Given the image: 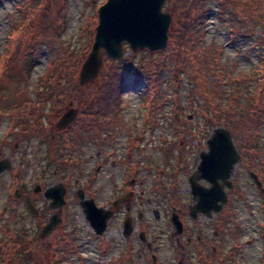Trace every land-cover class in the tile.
<instances>
[{"label":"trees","instance_id":"1","mask_svg":"<svg viewBox=\"0 0 264 264\" xmlns=\"http://www.w3.org/2000/svg\"><path fill=\"white\" fill-rule=\"evenodd\" d=\"M210 1L212 0H167L164 4V11H170L173 15L168 32V43L158 52L140 50L151 57L149 61L151 65L157 63L148 69L146 64L140 61L134 71L137 80H144L147 83L143 98V106L146 110L145 125L158 124L157 115L165 106L160 93L163 71L170 69L172 65H177L180 71H188L192 68L193 74L189 75V78L198 83V88L189 93L188 100L191 101L195 94L205 101L204 107L200 110L201 115L208 117L213 127L224 128L230 132L237 144L241 165L257 176L264 189V168L258 163V160L263 159V153L258 146L261 136L260 127L264 124V60L259 67L261 80L253 92H251L254 87L253 81L258 79L256 76L242 72L233 76L225 64L218 69L219 71L215 69L221 63L222 51L205 47L202 43L211 16ZM217 1L220 4L219 18L227 21L230 26L229 35L232 44L237 43L241 38H250L257 27L261 28L259 33H264V0ZM100 6L95 7L96 12L86 21L78 44L72 47L71 44L61 42L67 26L69 0H20L15 5L18 16L11 17L7 42L0 53V95L4 93L0 100H4L7 96L6 83L13 78L12 72L15 68L19 77L16 91L25 97L21 103L10 102L5 110L0 107V127L3 123L2 119L6 115L9 117L4 140L8 141L16 132H25L28 128L33 130L35 135L46 132L42 118L48 125L52 124L53 113L58 111L59 115L63 116L65 108L71 104V107L77 110L76 118L66 129H58L63 146L59 147L61 157L69 166L74 151L85 141L82 137L85 133H93L90 139H96L105 132L123 129L127 125L123 113V94L127 91L128 85L123 69L124 66L127 70L131 69L134 55L121 60H112L104 56V67L97 80L86 86L79 83L82 65L94 42L95 28L98 24L97 9ZM229 13L230 16L225 19L226 14ZM242 27H248L249 31H244ZM45 51L50 53L47 67L38 81L33 83L32 75L36 63L44 57ZM156 55L158 57L154 58ZM206 67L209 69L205 70ZM225 77H227L226 82L231 85L230 92H224L222 89V80ZM175 81L177 83V80ZM178 90L179 86L176 85L173 91L175 98L178 96ZM236 110H239L240 114H236ZM173 119L177 121L175 116ZM185 121L188 123L186 119ZM35 126H40L41 129L37 130ZM146 130L144 127L140 133L144 134ZM177 133L179 137L186 135ZM163 151L168 155L166 149ZM182 153L183 150L178 161L181 160ZM181 172L191 174L184 168ZM137 176L138 174L127 173L128 179H135ZM172 178L173 184L178 181L177 174H172ZM237 190L240 191L238 187ZM153 191L161 192L166 198H177L175 192L169 193L162 183L155 185ZM259 193L263 197L264 211V194L260 190ZM12 203L14 204L15 201ZM13 207L12 211L8 212L9 222L11 219H17L16 207ZM5 213L6 210H2L0 217L3 218ZM41 216L44 222L48 215L41 213ZM7 237L9 238L6 242L0 239V245H3L0 247L2 250L0 264H4L6 252L16 248L13 236ZM64 242L66 241L58 244V239L54 242L47 264H61V260L69 258L72 254L71 243ZM41 250L38 244L37 256ZM61 251H66L65 256ZM106 252L104 250L103 254Z\"/></svg>","mask_w":264,"mask_h":264},{"label":"rangeland","instance_id":"2","mask_svg":"<svg viewBox=\"0 0 264 264\" xmlns=\"http://www.w3.org/2000/svg\"><path fill=\"white\" fill-rule=\"evenodd\" d=\"M19 1L20 0H1L0 2V53L3 51L7 42V33L9 31L11 17L18 16V11L16 10L15 5ZM106 1L107 0H69L67 26L62 34L61 42L64 44H71L72 47L76 46L80 36H82L86 21L96 12L95 7L100 6ZM209 4L212 7L211 16L206 27V36L202 42L203 45L208 48H215L216 50L221 49V63L215 68L217 71H219L218 69L225 64L227 70L230 71L233 76H236V74L240 72L256 76L258 79L253 81L254 87L251 90V92H253L257 83L261 80L259 76L261 69H259V67L264 60V33H259L261 28L257 27L252 32L250 38H241L237 43L232 44L229 35L230 26L227 21L219 18L220 4L217 0H212ZM162 12L170 14L173 21L172 13L170 11H164V5ZM229 16L230 13L229 15L226 14L225 19ZM242 28L246 32L249 31L248 27ZM123 54L122 59L133 55L134 58L131 69L127 70L125 66L123 69L128 85L127 91L123 94V113L127 125L123 129H116L115 131L117 132L116 135L125 132L126 137H129L128 141L132 143L130 145L131 148L133 142H136V146L140 145V147L138 146L136 149L127 148L126 146L123 150L126 152V158H130L129 153L131 152V160L134 158L139 160V165L142 167L138 181V183L141 184L139 191L141 193L138 195V199L141 200L139 208L140 210L147 212L145 219L149 222L147 224L148 230L150 232L154 230L158 233V241L163 244L161 251L162 256L165 257L167 262H171L169 254L171 250L165 248V236L168 227L164 224L170 214V206L167 204V198L163 196L161 192L153 191V187L162 183L164 187L168 189L169 193L174 191L182 201L185 200L187 198L188 174L181 172V170H183V168L186 169V166L189 171L194 169L195 162L193 163V160L195 159V156L191 149H196L198 146L196 138L201 137V133L198 135L196 133L202 128L206 134H209L215 127L210 124L208 117H203L200 113L201 108L204 107L205 101L201 100L200 97L195 94L192 96L191 101L188 100L189 93L196 91L198 88V83L191 81L189 78V75L193 74V69L189 68L188 71H180L177 65H172L170 69L164 70L161 74L163 82L160 87V93L163 96L165 106L163 111L157 115L158 124L150 123L145 125L146 110L143 106V98L147 83L144 80H137L134 71L140 61H143L148 69L155 66L157 62H154L151 65L149 62L151 57H149L146 52H140V50L132 51L126 44L124 45ZM49 56L50 53L45 51L44 57L37 61L32 75L33 83H36L39 77L44 73L48 64ZM156 57L158 56L156 55L154 58ZM208 69V67L205 68V70ZM12 73H14L13 78L6 83L8 87V91H6L7 96L4 100H0V107L4 110L10 102L17 101L18 103H21L25 97L23 94H18L16 91L17 80L19 78L17 69L15 68ZM175 80H177V83ZM226 81L227 77L223 78L222 89L224 92H230L231 85ZM176 85L179 86L177 98L173 95L174 87ZM2 95H0V97ZM32 97L34 98V95H32ZM73 109L74 108H72L70 104L65 108L64 114ZM235 112L236 114H240L239 110H236ZM175 114L178 115V118L184 119L177 120L178 122L176 120L174 121L173 118L176 116ZM189 115L194 116L192 117L193 120H187L188 123H186L185 119H188L187 117ZM60 116L62 117V115H59L58 111L53 113L51 116L52 128L51 124L48 125L45 119L42 118V122L45 125L44 130L46 132H41L40 134L35 135L33 134V130L28 128L25 132H16V134L10 136L8 141L4 140V137L9 125V117L6 115L2 119L3 123L0 127V160L8 159L12 162L13 166H17L21 169L19 175L23 177L22 183L26 190H31V188H33L38 182L37 176H44L43 182L46 184V187L57 183L58 178H55V169H58V165L67 164L65 159L61 157L60 149L58 150V147H63L58 138V133L53 132V129H57L58 122L61 118ZM37 124L38 123H36V125ZM144 127H146L147 130L142 134L140 133V130ZM35 128L37 130L41 129L40 126H35ZM260 130L261 136L259 138L258 149L262 151L263 159L258 160V163L259 166L264 168V124L261 125ZM177 132L186 135L179 137L180 135L177 136ZM195 134L196 137L194 138ZM190 138L194 142L190 141ZM92 144L93 142L89 143V141L86 140V143L80 149V153L77 154L80 159L81 156L83 157L85 160L83 165L87 168H90L94 161L97 160L93 155V152H96V146L94 147ZM163 149L168 151V155L164 154ZM182 150V158L178 161ZM190 150L192 152L189 153ZM90 156L93 158L90 159ZM72 157L73 159L70 160V165L68 166L70 170L73 168L77 169V166L74 164L76 154ZM246 158H248V156H246ZM186 159L188 160L187 165L185 164ZM178 162H180L179 167H177ZM177 168L179 169L175 170ZM41 171L46 172L40 174L39 172ZM77 172L79 171L77 170ZM109 172L110 171L107 170L106 173H102L101 179L93 182L94 187H97L100 181L105 183L106 178L109 176L107 175ZM112 172L116 173L115 175L112 174L114 179V176H118V172ZM172 174L178 175V181L174 182V184ZM8 176L9 174H6L5 177L0 180V212L6 210L4 217H0V226L4 220L9 219L8 212L12 211L14 208L13 206H15L17 219H11V228L16 232L11 236H13L16 248L6 252L7 257L6 260H4V264H47L49 262L50 251L54 242L58 239V230L56 232H51L42 238L40 226L24 204H13L11 201L5 203L7 197L6 191L9 187ZM86 176H88V173L82 174L83 178ZM102 178L105 180H102ZM36 180L37 182H35ZM232 181H234L236 186L240 189V191H238V198L234 196L235 207L239 215L242 217H248L251 214L262 215V213H264L262 209L263 197L259 193V189L251 177L250 170L239 162L232 175ZM241 191L243 192L242 194H240ZM47 201L48 200L44 198V203L39 202L38 204L40 207L47 209L46 213L48 216L46 217V220L53 212H55V214L57 213L55 209L48 207L49 203H47ZM153 208H157L162 215L157 223L152 219L151 210ZM66 215L67 218H70L69 220L73 224L66 230L75 229L77 233L74 238L69 239V242L72 243V241L77 239L80 253V256H78L79 259L81 257H88V259L94 263L106 264L109 257L117 256L121 247L120 236L122 233V227L118 225L121 217L110 221V229L106 233L105 239L109 243L111 251L108 256L103 259L98 257V252L95 250L96 246H94L97 243L96 239L103 238V236L93 235L92 232L88 230L85 222L82 220V215L85 216L83 209L79 205H72L66 212ZM3 229V227L0 228V239H4L6 242L9 237H7L8 235H6ZM21 231H26L28 234L23 236L20 233ZM38 244L42 250L39 251V255L37 256L36 249ZM0 247H3V245L1 244ZM78 261L79 260H74V264H79Z\"/></svg>","mask_w":264,"mask_h":264},{"label":"flooded vegetation","instance_id":"3","mask_svg":"<svg viewBox=\"0 0 264 264\" xmlns=\"http://www.w3.org/2000/svg\"><path fill=\"white\" fill-rule=\"evenodd\" d=\"M58 129L57 125V129H53V132L58 133ZM92 134L85 133L82 136L85 138L84 143L78 145V148L74 151V154H76L74 164L77 169L73 168L70 170L65 164L58 165V169L54 171L55 178H58L57 183L47 186L58 185V188L65 189V204L61 208V214L58 210L60 221L53 231L56 232L58 230V244H62L63 241L69 243V239L74 238L77 234L75 229L66 230L73 225L69 220L70 218L66 217L68 209L72 205H79L83 209L82 202L93 199L99 208L112 211L113 220L121 217L118 223L122 227L120 236L121 247L117 256L109 257L106 264H264V213L262 215L251 214L248 217L239 215L234 199V196L238 198L239 193L234 181H232L233 185L231 188H225L227 203L223 206L221 212L211 211L210 214H205L197 211L195 209L197 201L191 193L189 184V179L193 173L187 177V198L185 200L182 201L178 195L177 198H167L170 214L164 223L168 227L165 236V248L171 250L169 253L171 262H167L161 253L163 244L158 241V233L154 230L151 232L148 230L147 224L149 222L145 219L147 212L139 208L141 200L138 199V195L141 193L139 192L141 184L138 181L142 167L122 159L123 154H125L123 150L125 142L129 137H126L125 132L120 135L107 132L96 139H90ZM210 137L211 135L202 138L201 148L198 156H196V166L200 161V154L207 150V142ZM58 138H61L59 134ZM232 139L237 148L233 137ZM86 140L89 143L93 142L92 146H96V152H93V155L97 160L94 161L90 168L84 167L83 162L85 160L82 156L81 159L77 156ZM92 158L90 156V159ZM107 170L110 172L107 174L109 176L106 178V182L100 181L98 186L94 187L93 182L101 179L102 173H106ZM112 171L118 172V176H114V179L112 174L115 175L116 173ZM20 172L21 169L19 167L12 165L9 171L0 174V180L6 174H9V187L6 191L5 203L15 201L16 204H24L26 207V200L29 198L39 211V215L34 217V219L42 231L49 218L55 214L53 212L43 222L41 213H46L47 209L40 207L38 204L39 202L44 203V191L47 189L46 184L43 182L44 176H37L38 182L36 180L35 182L37 183L33 188L26 190L22 183L23 177L19 175ZM45 172L41 171L39 173ZM83 173H88V176L83 178ZM127 173L138 174V176L135 179H128ZM102 180L105 179L102 178ZM200 185L206 189L211 186L204 181H201ZM241 192L240 194L243 193ZM260 192L264 194V189ZM47 203L50 205L49 201ZM151 214L152 219L156 223L159 222L162 215L158 209L153 208ZM174 215L178 216L182 224L180 233L177 232L173 223L172 217ZM82 216V220L88 230L93 235H96L84 215ZM127 219L132 222L130 235L124 234V224ZM111 220L107 223V228L102 235L103 238H97V243L94 245L99 258L105 259L111 251V247L105 239L106 233L110 229ZM1 227L4 228L3 230L8 236L16 232L11 228L12 223L8 220H4ZM20 233L23 236L28 234L26 231H21ZM141 237H144L145 240L143 241ZM71 248L72 254L68 259L61 260V264H74V260H79V264H97L89 260L88 257L78 258L80 253L77 239L72 241ZM104 250L107 251L106 254H103ZM61 253L65 256L66 251H61Z\"/></svg>","mask_w":264,"mask_h":264},{"label":"water","instance_id":"4","mask_svg":"<svg viewBox=\"0 0 264 264\" xmlns=\"http://www.w3.org/2000/svg\"><path fill=\"white\" fill-rule=\"evenodd\" d=\"M166 0H107L98 8V25L96 27L94 42L89 55L82 65L79 74V83L86 86L94 82L103 66L104 55L112 60L123 58L124 45L132 51L148 50L157 52L163 50L168 43V31L172 17L162 12ZM76 116V111L71 110L64 114L58 128L68 127ZM241 156L233 143L230 132L224 128L214 129L207 142V150L200 154V161L189 179L191 193L197 201L195 209L201 213L210 214L221 212L227 203L225 188H231L232 175ZM12 162L8 159L0 161V174L9 171ZM259 189L262 183L255 174H251ZM209 183V188H204L200 182ZM64 188L58 185L51 186L44 191V198L50 202L49 207L57 211L49 218L42 230L44 238L58 226V210L61 214L64 201ZM83 212L95 234L102 236L107 228L108 221L112 218V211L99 208L93 199L82 202ZM26 208L33 217L39 215L38 209L27 198ZM178 233L182 231V224L177 215L172 217ZM132 222L127 219L124 224V234L130 235ZM144 241V237H141Z\"/></svg>","mask_w":264,"mask_h":264},{"label":"bare ground","instance_id":"5","mask_svg":"<svg viewBox=\"0 0 264 264\" xmlns=\"http://www.w3.org/2000/svg\"><path fill=\"white\" fill-rule=\"evenodd\" d=\"M126 155V153L125 154H123V156H125ZM129 156H130V158H124L123 160H126L127 162H129V163H133V164H135V165H137V166H139V160H137V159H133V160H131L132 159V154H131V152L129 153ZM122 160V161H123Z\"/></svg>","mask_w":264,"mask_h":264},{"label":"built area","instance_id":"6","mask_svg":"<svg viewBox=\"0 0 264 264\" xmlns=\"http://www.w3.org/2000/svg\"><path fill=\"white\" fill-rule=\"evenodd\" d=\"M190 140V139H189ZM201 138L200 137H198V139H197V145L199 146V144H201ZM129 142L130 141H128V139L126 140V144H125V147L127 146V148H130V145H129ZM194 142V141H193ZM198 146L196 147V149H191L192 151H193V153H195V151L197 150V148H198ZM126 153V152H125Z\"/></svg>","mask_w":264,"mask_h":264}]
</instances>
